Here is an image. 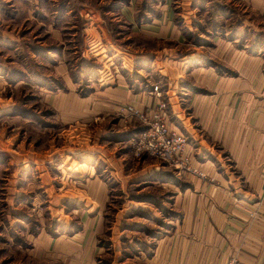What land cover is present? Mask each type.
I'll list each match as a JSON object with an SVG mask.
<instances>
[{
	"label": "crops",
	"instance_id": "1",
	"mask_svg": "<svg viewBox=\"0 0 264 264\" xmlns=\"http://www.w3.org/2000/svg\"><path fill=\"white\" fill-rule=\"evenodd\" d=\"M72 1L64 2L66 9L61 11L62 0H0V47L22 57L18 69H8L13 65L0 60V93L7 86L30 89L36 103L57 104L56 112L68 124L74 122V128L78 121L91 124L114 112L121 117L119 126L132 128L135 120L123 111L124 107L132 105L147 111L158 103L151 89L133 81L140 72L139 62L145 58L144 65L169 83L164 98L168 121L189 138L191 166L198 172H178L185 188L174 204L176 224L157 241L148 264H228L232 257L245 264H264V0H231V22L238 30L231 29V38L221 37L213 48L228 74H221L222 66L203 57V53L189 52L176 62L167 58L174 55L172 49L156 52V48L141 49L130 42L120 48L107 33L98 12L87 11L85 61L93 56L103 62L106 71L114 59L120 67L115 74H103V69L88 73L98 79L83 86L72 78L76 65L71 66L67 59L76 49L72 48L73 36L65 32L75 20ZM217 1L220 0H149L150 9L141 17L143 1L129 0L117 13L129 30L122 41L142 37L182 48L188 43L192 22L200 20L196 12L200 10L201 17L207 13L212 19ZM5 22L9 24L3 30ZM30 23H37L40 31L31 34L45 35V40L38 35L42 40L35 41L36 45L25 43L27 36L20 37L18 31L7 29ZM253 39L256 47H249ZM109 49L113 53L109 51L106 56ZM35 56L49 63L34 60ZM170 61L175 62L173 66L168 64ZM44 68L51 74L44 73ZM180 86L185 93H178ZM12 104L13 99L0 94V118L10 115ZM100 148L98 160L111 168L112 178L121 179L125 170L124 161H120L123 156L117 157L107 147ZM2 149L11 154L9 166L16 163L14 166L20 169L35 165L37 176H44L39 172L42 154L34 153L37 161H33L27 157V147L24 151L15 147ZM154 163L153 172L162 165L157 160ZM78 172L80 179L76 182L81 183V190L72 194L68 213L83 221L79 239L78 235H50L42 229L30 232L22 251L28 264L97 263L93 254L99 253V236L105 230L110 179L104 174L98 176L95 168L86 164H81ZM135 180L140 177L129 182Z\"/></svg>",
	"mask_w": 264,
	"mask_h": 264
},
{
	"label": "rangeland",
	"instance_id": "2",
	"mask_svg": "<svg viewBox=\"0 0 264 264\" xmlns=\"http://www.w3.org/2000/svg\"><path fill=\"white\" fill-rule=\"evenodd\" d=\"M66 1L62 0L59 4L60 9H66L63 7ZM142 1L141 17H145L144 13L146 14V10L150 9L151 3L149 0ZM175 1L178 2V0ZM72 2L75 7L73 5L70 7L74 9L72 12L75 20H73L74 24L66 27L65 32L73 36L72 48L75 46L76 49L73 51L75 55L70 52L67 59L68 64L76 65L77 72H71V76L82 86L88 81L98 79L87 75L88 73H98V69L104 68L103 62L100 63L93 56H90L89 62L85 61L87 49L84 40L87 22L84 17L90 10L98 12L107 33L114 41H118L120 48L125 46L124 43L130 42L141 49L156 48L154 49L157 50L156 52L172 49L174 55L167 58L176 62L181 61L189 52L203 53L205 54L203 57L222 66H219L221 74L229 73L213 48L217 46L221 37L226 40L231 38V29L238 30L237 25L231 22V0L217 1L218 9H213L212 19L207 13L201 17L200 10H196L200 20L192 22V32L188 43L182 48H175L172 43L163 44L142 37H132L123 42L122 40L128 36V25L126 21L117 17V13L123 4L129 3V0H74ZM219 15H221L220 19H218ZM178 22L182 28L183 24L180 20ZM8 24L9 22L3 25V30H6ZM37 26V23H30L7 29L18 31L20 37L21 35L28 37L25 43L36 45L35 41L37 43L42 40L38 35L45 40L44 33L31 34L40 32ZM38 38L39 40H36ZM251 44L252 46L249 47L253 45L256 47L254 39L251 40ZM18 46L20 50V43ZM109 51L110 54L113 53L109 49L106 56H109ZM262 53L264 55V48ZM50 55L49 57L52 58L53 54ZM37 59L45 65L49 63L35 56L34 60ZM0 60L13 65L8 66V69H18L22 66V57L9 48L0 47ZM113 60L109 69L106 71L103 69L102 72L109 74L118 72L120 62ZM145 61L147 62L145 58H142L139 62L140 72L133 81H137V85H142L144 89H151V94L158 101L152 108L163 113L166 118L168 113L164 98L169 83L159 72H154L150 66L147 68L144 65ZM171 61V64H168L173 66L175 62ZM43 72L50 73L45 68ZM231 75H234L232 71ZM155 86L159 87L161 98L154 93ZM177 91L185 93L181 86ZM0 94L14 100L10 115L0 118V264H28L27 257L22 251L25 250L23 248L26 237L30 232L36 233L42 229L50 235H78L79 239L83 221L80 216L68 213V204L74 197L72 195L74 191L81 190V183L76 182V179H80L78 171L81 164L94 167L98 176L104 174L110 179L108 183L110 203L106 211L105 230L99 236L97 248L99 253L93 254L97 260L96 264H148L147 260L153 255L157 241L176 224L177 212H175L174 204L177 195L185 188V185L177 168L162 164L158 165V170L153 172L155 158L145 156L138 159L133 154L134 144L146 129L147 123L140 118H132L135 120L133 127L122 128L119 126L121 117L114 112L108 117H98L91 124L83 123V120L78 121V127L74 128V122L68 124L61 118L62 114L58 113V110L56 112L57 104L53 106L36 103V98L30 89L22 86H7ZM152 108L142 111L143 114L147 115ZM185 137L190 147V140L186 135ZM100 146L107 147L108 151L112 149L110 152L117 157L123 156L124 160L120 161H124L125 170L121 179L112 178L111 168L106 166L105 161L98 160V155L102 151ZM2 147H15L23 151L27 147L29 151L27 157L30 160L32 158L33 161H37L34 153H37V156L42 154L43 162H40L42 166L39 172L44 173V176H41L42 178L37 176L35 165L27 164L26 168L20 169L17 165L14 166L16 163L9 166L11 154ZM143 160L146 162L143 163ZM146 173L147 177H145ZM139 177L140 180L129 182Z\"/></svg>",
	"mask_w": 264,
	"mask_h": 264
},
{
	"label": "built area",
	"instance_id": "3",
	"mask_svg": "<svg viewBox=\"0 0 264 264\" xmlns=\"http://www.w3.org/2000/svg\"><path fill=\"white\" fill-rule=\"evenodd\" d=\"M154 93L161 98L162 94L158 86ZM161 109V108H160ZM131 118H140L147 123L146 129L140 135L133 147V154L138 159L149 156L162 164L177 168L179 171H189L198 174L191 166L189 156V143L184 134L173 129L169 124L168 117L152 108L147 115L132 105L123 108ZM202 176V174L199 173ZM228 264H245L239 258L232 257Z\"/></svg>",
	"mask_w": 264,
	"mask_h": 264
},
{
	"label": "trees",
	"instance_id": "4",
	"mask_svg": "<svg viewBox=\"0 0 264 264\" xmlns=\"http://www.w3.org/2000/svg\"><path fill=\"white\" fill-rule=\"evenodd\" d=\"M61 11L65 10V9H60ZM18 110V109H17Z\"/></svg>",
	"mask_w": 264,
	"mask_h": 264
}]
</instances>
